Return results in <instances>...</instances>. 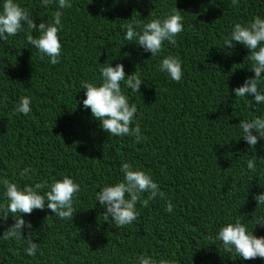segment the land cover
<instances>
[{"label": "trees", "instance_id": "obj_1", "mask_svg": "<svg viewBox=\"0 0 264 264\" xmlns=\"http://www.w3.org/2000/svg\"><path fill=\"white\" fill-rule=\"evenodd\" d=\"M16 2L32 12L37 25L58 10V0L47 7L42 0ZM71 2L61 10L60 63L41 60L26 31L0 42V204L7 203L4 179L23 187L69 176L81 186L74 199L77 213L73 220L60 219L47 207L25 214L32 227L20 241L0 239V264H138L140 256L157 264H264L259 262L264 258L244 260L213 241L222 226L236 220L264 237V224H258L264 204L254 199L264 192V139L251 147L239 127L241 120L264 117V103L233 91L255 75L250 49L224 45L236 23L264 18V0ZM176 8L184 17L177 45L165 42L162 53L152 57L125 39L122 25L163 18ZM169 55L182 61V82L159 71ZM112 62L144 79L140 92L122 82L129 103L138 108L132 126L139 123L147 138L141 143L130 135L111 136L83 106L82 82L101 84L100 68ZM22 96L31 98L28 115L15 112ZM253 158L254 172L247 168ZM125 162L150 174L163 198L146 207L137 203L139 218L117 227L111 218L104 221L96 193L123 180ZM25 168L29 176L20 175ZM14 222L11 214L0 217V236ZM29 232L38 244L35 256L25 251Z\"/></svg>", "mask_w": 264, "mask_h": 264}, {"label": "clouds", "instance_id": "obj_2", "mask_svg": "<svg viewBox=\"0 0 264 264\" xmlns=\"http://www.w3.org/2000/svg\"><path fill=\"white\" fill-rule=\"evenodd\" d=\"M56 2L57 0H42V5L47 7ZM237 2L238 0H232L233 5ZM72 6L71 0H58V10L53 18L48 22L42 20L37 25L28 8L22 7L16 0H4L0 8V42H6L10 36L26 31V41L28 45L41 53L40 59L44 60L47 56L49 62L56 65L60 63L63 51L60 38V32L64 28L61 10ZM183 21L184 17L176 8L166 17L153 18L147 23L134 20L131 24L122 25V28L126 29L127 41H135L146 52H151L154 57L162 53L165 42L177 45V36L184 31ZM34 32L38 35H34ZM237 43L250 49L247 59L252 62L250 70L255 75L248 77L233 91L237 97H254L256 103H264V18L257 15L247 25L236 23L230 37L225 38L224 45L227 49H231ZM159 71L166 73L171 80L182 82L184 72L179 57L171 55L164 57L159 63ZM100 72L101 84L82 82V88L86 89L84 108H90L93 117L102 122V129L109 132L111 136L130 135L135 137L136 143H141L147 138L141 133L139 123H136L135 127L132 126L137 118L138 108L135 103H129V97L122 90V82L133 92H140L144 79L137 71L131 75L127 74L122 63L105 64L101 66ZM252 101L249 99V106ZM31 111V98L22 96L15 112L28 115ZM239 127L242 129L241 136L251 147L255 148L258 141L264 139V117L257 116L250 121L241 120ZM247 168L253 172L256 171L255 158L247 161ZM121 170L124 173L122 181L106 185L96 193V200L105 209L104 221H109L111 218L117 227L130 225L139 218L137 203L146 207L149 201L158 196L163 198V193L150 174L139 169L134 170L133 166L127 162L121 165ZM30 171V168H25L20 175L29 176ZM2 183L7 203L0 204V217L7 220L11 214L15 222L3 232L0 239L15 238L17 241L23 239L25 228L32 227L31 222L25 221L23 217L25 214L31 215L34 210H43L47 207L58 218L65 220H73L77 213L74 208V199L80 193L81 186L69 176L53 180L51 184L44 181L23 187L8 179H4ZM46 187L48 190L42 193L40 190ZM145 193L148 194L147 199H143ZM254 199L258 205L264 204V192L255 195ZM166 211L169 213L173 211L170 200L166 204ZM258 224H264V219ZM213 241H220L225 252L234 251L244 260L264 258V237L249 231L240 220L222 226ZM37 249L38 244L31 239V232H29L28 247L25 251L28 255L35 256ZM138 264H157V262L149 256H140ZM159 264H170V262L160 260Z\"/></svg>", "mask_w": 264, "mask_h": 264}, {"label": "rangeland", "instance_id": "obj_3", "mask_svg": "<svg viewBox=\"0 0 264 264\" xmlns=\"http://www.w3.org/2000/svg\"><path fill=\"white\" fill-rule=\"evenodd\" d=\"M259 260V259H258ZM259 262H264L263 260H259Z\"/></svg>", "mask_w": 264, "mask_h": 264}]
</instances>
